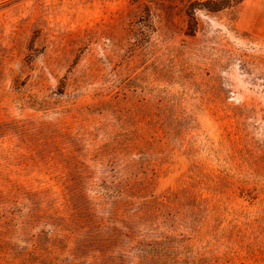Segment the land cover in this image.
<instances>
[{"label": "rangeland", "instance_id": "374dc122", "mask_svg": "<svg viewBox=\"0 0 264 264\" xmlns=\"http://www.w3.org/2000/svg\"><path fill=\"white\" fill-rule=\"evenodd\" d=\"M0 264H264V0H0Z\"/></svg>", "mask_w": 264, "mask_h": 264}, {"label": "trees", "instance_id": "16d2710c", "mask_svg": "<svg viewBox=\"0 0 264 264\" xmlns=\"http://www.w3.org/2000/svg\"><path fill=\"white\" fill-rule=\"evenodd\" d=\"M242 0H220L221 3L230 5L231 3H240Z\"/></svg>", "mask_w": 264, "mask_h": 264}]
</instances>
